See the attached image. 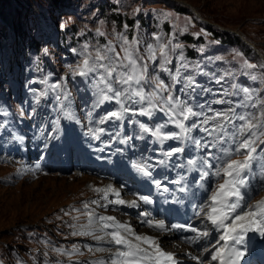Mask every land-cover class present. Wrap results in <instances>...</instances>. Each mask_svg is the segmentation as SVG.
I'll return each instance as SVG.
<instances>
[{
  "label": "rangeland",
  "instance_id": "1",
  "mask_svg": "<svg viewBox=\"0 0 264 264\" xmlns=\"http://www.w3.org/2000/svg\"><path fill=\"white\" fill-rule=\"evenodd\" d=\"M122 18L133 19V26ZM206 24L238 40L215 37ZM133 38L140 42L137 48L149 65V76H158L174 96L200 106L206 115L232 109L237 116L252 119L258 125L257 153L264 162V144L259 143L264 141V0H0V110H7L0 117V128L2 120L8 121L2 132L20 131L18 119L9 113V108H17L19 94L17 101L4 97L13 79L22 98L25 94V105L29 106L28 100L37 105H30L38 115L39 123L30 114L36 128L49 119L39 96L43 77L56 87L65 75L80 105L79 121L87 127L105 128L102 134L112 133L114 122L99 123L108 108L97 106L93 74L82 80L73 72L86 55L94 56L109 45L120 52L124 40ZM168 41L180 47L169 51L170 62L162 71L159 58L147 59V45L155 50ZM35 42L39 50L33 48ZM245 61L255 67H247ZM189 76L194 84L186 87ZM24 79L37 91L25 86ZM145 91L152 88L145 85ZM56 101L57 96L51 103ZM118 107L114 102L110 108ZM23 108L21 112L27 110ZM160 119L155 113L153 120L159 123ZM11 160L0 162V259L6 264L102 263L100 256L112 248L95 244L101 235L89 223V216L96 206L92 201L100 194L96 187L100 189L103 181L84 173L67 174L60 168L48 172L19 169ZM258 201H264V189Z\"/></svg>",
  "mask_w": 264,
  "mask_h": 264
},
{
  "label": "snow or ice",
  "instance_id": "2",
  "mask_svg": "<svg viewBox=\"0 0 264 264\" xmlns=\"http://www.w3.org/2000/svg\"><path fill=\"white\" fill-rule=\"evenodd\" d=\"M139 43L136 38H133L131 42L124 40L120 52H115L111 45L105 50L98 49L94 56L86 55L73 75L88 76L93 74V79L96 81L94 87L97 90V106L109 101H114L119 106L117 110H109L100 117L101 125L108 121L118 122L128 113L152 118L156 112H159L165 116L163 123H156L152 126L138 122L139 131L149 134L158 142L159 146L154 149L157 157L167 158H157L154 163H136L134 167L139 173L153 180L156 187L160 188L162 187L161 181L152 176L153 167L164 165L179 168L181 170L180 179L174 180V183H186L189 187L193 184L201 188L207 186L211 191L210 196L206 191V199L194 206L198 208L194 215L200 217L197 223L202 225V228H197L194 224L187 222L166 224L164 219L148 218L151 216V213L148 212L139 213L142 222L150 228L164 232L179 229L194 233V237L185 236L184 240L190 243L198 241L206 243L207 246L203 248V253L207 255L204 256V259L210 255L211 260L219 261V264H239L243 253L227 244L222 246L221 241L240 243L239 234L253 228L264 233V207H261L264 205V201L248 204L250 197L246 191L249 181L247 173L254 167V162L257 160L255 139L257 132L255 129L258 125L253 123L250 118L243 115L237 116L232 109L228 112H215L212 115H206L200 106L194 105L180 96H174L170 86L163 80L158 76H149V66L143 62L144 57L139 55L137 48ZM179 47L180 45H174L168 41L159 43L154 50V46L149 44L147 45V59L157 61L159 58L161 70L166 71L164 66L170 62L169 51ZM239 55L237 53V56ZM245 64L249 68L255 67L247 61ZM193 84L192 78L187 77L186 87ZM145 85L151 87L152 91H145ZM183 90L181 89V91ZM194 117L200 119L194 120ZM235 120L242 123L234 124ZM210 122L213 123L209 127ZM168 125H172L176 130L165 131ZM230 125L232 126L231 130H229ZM197 129L211 139L202 140L194 136L193 131ZM105 130L103 127H97L89 128L88 132L93 139L100 140L101 134ZM115 138L113 137V139ZM134 138L143 139V136L127 137L126 140ZM166 141H174L177 146L165 148L163 146ZM259 143L264 144V141ZM189 148L193 150L194 155L186 157L183 163H171L173 158L188 151ZM205 149H207L206 152ZM241 154L243 155L242 160L232 159L234 155ZM193 172L195 176L189 180L188 177ZM213 178L222 181L217 183L215 188H212V185L208 183ZM108 187L111 189L112 186ZM180 190L185 191L183 187ZM100 191L102 190L97 189V192ZM107 195L108 193L105 192V198ZM116 195L119 193L117 192ZM139 200L145 204L152 203L150 198L145 195L139 196ZM92 203L96 204L97 201L93 200ZM111 203L123 205L126 201L117 199ZM127 203L132 207L138 206L136 200ZM246 208L248 210H245ZM99 219L113 222L104 225V227L114 229L109 233L111 242L127 249L126 251L118 250L116 255L119 259L113 261L112 264H142L143 261H147L148 264H180L177 254L164 251L158 238L135 235L131 225L115 222L114 217H100ZM218 230H222V234ZM121 231L129 236H134L138 242L147 243L148 247L143 248L140 243H132L126 236L121 235ZM212 233L220 235V239L214 245L211 239H205L212 236ZM97 239L101 238L97 237ZM212 239H215V236H212ZM201 264H203V260H201Z\"/></svg>",
  "mask_w": 264,
  "mask_h": 264
},
{
  "label": "trees",
  "instance_id": "3",
  "mask_svg": "<svg viewBox=\"0 0 264 264\" xmlns=\"http://www.w3.org/2000/svg\"><path fill=\"white\" fill-rule=\"evenodd\" d=\"M117 22H121L120 20V17L119 16H117ZM122 20H124L130 27H132L133 26V23H134V20L133 19H125V18H122ZM205 28L209 31V32H211V33H213L214 35H215V37H223V39L225 40V41H237L238 40V37L237 36H235V35H230V34H228V33H226V32H219V31H217V30H214L213 29V27L211 26V25H208V24H206L205 25ZM243 46H244V48L245 49H247V50H250V48H248V47H246L243 43H241ZM33 48L35 49V50H38L39 49V45H38V43H34V45H33Z\"/></svg>",
  "mask_w": 264,
  "mask_h": 264
},
{
  "label": "bare ground",
  "instance_id": "4",
  "mask_svg": "<svg viewBox=\"0 0 264 264\" xmlns=\"http://www.w3.org/2000/svg\"><path fill=\"white\" fill-rule=\"evenodd\" d=\"M250 45H252L251 43H249ZM56 175V174H55ZM83 176H84V174H82ZM49 176V175H48ZM58 176V175H57ZM96 182V181H95ZM92 187V186H91ZM85 189V188H84ZM95 189V188H94ZM96 189H98V187H96ZM95 189V190H96ZM89 192V191H88ZM87 194V193H86ZM90 195V194H89ZM91 197V196H90ZM93 197V196H92ZM86 199V198H85ZM84 200V199H83ZM80 203V202H79ZM88 204V203H87ZM91 204V203H90ZM73 206H74V204H72ZM94 205V204H93ZM87 208H88V205H87ZM90 209V208H89ZM88 209V210H89ZM92 210V209H91ZM78 218V217H77ZM93 222L91 221V224H92ZM80 230H81V228H80ZM92 230V229H91ZM94 230V229H93ZM84 232H86V231H84ZM102 240H104V236H101L100 237ZM82 241V240H81ZM164 241V240H163ZM81 245V244H80ZM88 247V246H87ZM80 248V247H79ZM107 248V247H106ZM109 248V247H108ZM168 248L169 249H171L172 251H178V252H180L181 250H184L183 248H178V249H175L173 246H168ZM80 249H82V248H80ZM93 249V248H92ZM101 250H103V249H101ZM111 250V249H110ZM80 253V252H79ZM76 254V253H75ZM107 254H109V253H107ZM105 255V254H104ZM100 256V255H99ZM71 257V256H70ZM98 258V257H97ZM76 262V261H75Z\"/></svg>",
  "mask_w": 264,
  "mask_h": 264
}]
</instances>
